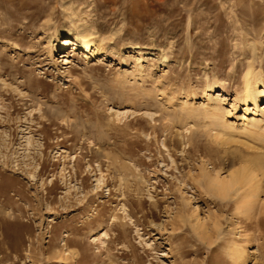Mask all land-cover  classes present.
I'll use <instances>...</instances> for the list:
<instances>
[{"label":"rangeland","instance_id":"rangeland-1","mask_svg":"<svg viewBox=\"0 0 264 264\" xmlns=\"http://www.w3.org/2000/svg\"><path fill=\"white\" fill-rule=\"evenodd\" d=\"M259 79L264 0H0V264H264Z\"/></svg>","mask_w":264,"mask_h":264},{"label":"bare ground","instance_id":"bare-ground-1","mask_svg":"<svg viewBox=\"0 0 264 264\" xmlns=\"http://www.w3.org/2000/svg\"><path fill=\"white\" fill-rule=\"evenodd\" d=\"M66 41H67L66 43H70L71 42L70 40H66ZM76 45H77V47L80 50H82L84 52L85 57H86L87 60L96 59L98 57V55H99L100 48H101V44L98 41L93 40V39H89V38H82L79 42L76 43ZM62 50H64V49H62ZM65 55L66 54H63L62 56H64V58H65V57H67ZM259 80H261V79H259ZM261 83L264 84V82L262 80H261ZM257 85H258L257 81L256 82H251L249 79H247L246 80V85H245V88H244V100H245V102L246 103H248L250 101L254 102V105L256 106V108H258L256 91H259V88H258ZM209 98H210L209 101L212 102L213 101V99H212L213 97L210 96ZM213 109H215V111H216L215 114H218V116H219L220 108H218V107L215 108L214 107ZM217 112H219V113H217ZM249 112H250V110L248 108H246L245 109V115L242 118L243 119V125L247 126V127H250V128H255V129H259L260 128L261 129V125L264 123V111L261 112L262 114H260L262 117L259 116V114L255 111V114L253 115V118H249L248 117L249 116ZM215 117H217V116H215ZM260 117L262 119H259ZM253 159H254V162H256V163L259 162L257 160V157L253 158ZM250 161H253V160H250ZM261 162H262V159H261ZM251 166L254 167V163ZM255 167H258V166L255 165ZM260 167H262V166H260ZM246 169L248 170L249 168H246ZM250 169H251V167H250ZM253 171L250 170V172H247L246 170H243V171L236 172L235 174H233L231 176V178H228L227 180H221L220 179V175H217L216 177L208 175L207 176V178L209 180L208 184L210 183L212 185V187L216 190V192L221 197L225 198V197H228L229 194L232 193V191L235 188H236V190H237V188L238 189L244 188L251 181L250 179L252 178V176H250L249 173H251ZM249 185H250V183H249ZM251 189H250V191H251ZM252 191H254V190H252ZM255 192H257V191L255 190ZM256 196H258V194L257 195L256 194H251L250 197L247 199V201L245 200L246 202L244 203L243 207L246 208L247 210L248 209L251 210V209H254L255 206H258L260 203L258 204L257 200L255 199ZM257 199H258V197H257ZM256 204H258V205H256ZM261 214L264 215V209L261 211ZM5 240L6 239H4V241Z\"/></svg>","mask_w":264,"mask_h":264}]
</instances>
